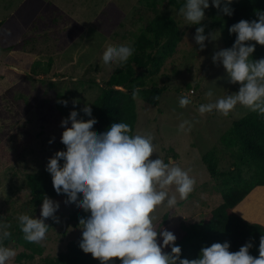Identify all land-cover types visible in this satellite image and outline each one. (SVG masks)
I'll list each match as a JSON object with an SVG mask.
<instances>
[{
	"label": "rangeland",
	"instance_id": "374dc122",
	"mask_svg": "<svg viewBox=\"0 0 264 264\" xmlns=\"http://www.w3.org/2000/svg\"><path fill=\"white\" fill-rule=\"evenodd\" d=\"M159 4L155 10L144 0H0V223L9 225L8 230L19 215L16 211L25 212L22 208L30 199L26 175L46 169L49 158L59 149L62 120L73 111L79 114L98 95L100 90L89 85L91 78L102 87L113 72L116 65L102 64L107 49L132 46L157 14L175 18L184 36L158 77L166 89L159 106L137 102L134 134L153 136L156 152L151 158L159 155L165 162L173 160L196 183L187 199L180 200L177 194L174 208L162 204L154 210V226L171 214L168 231L174 232L180 226L200 223L222 204L224 178L213 179L203 158L214 153L219 172L233 171L238 152L227 149L223 138L234 123L252 111L237 105L227 116L215 110L199 113L202 104L239 90V83H229L223 66L212 61L215 51L226 48L222 31L213 29L210 33L220 32L219 38L205 41L201 51L193 39L197 25H187L176 10ZM207 21L205 16L202 23ZM37 61L46 67L52 61L51 71L35 76L31 65ZM209 90L214 93L212 98L206 95ZM60 93H68V104L59 109L54 99ZM181 96H187L191 103L180 107ZM75 101H79L78 108H73ZM183 120L193 122L190 132L179 130ZM174 191L173 186L170 192ZM257 195L248 197L236 213L264 226V188ZM54 202L61 210L54 219L45 221L50 226L48 234L37 243L44 253L34 261L20 262L22 249L12 245L16 256L8 264H42L44 258L64 252L70 242L81 241V229L69 220L77 208L65 207L66 198ZM40 210L38 219L42 218Z\"/></svg>",
	"mask_w": 264,
	"mask_h": 264
},
{
	"label": "clouds",
	"instance_id": "9594fccd",
	"mask_svg": "<svg viewBox=\"0 0 264 264\" xmlns=\"http://www.w3.org/2000/svg\"><path fill=\"white\" fill-rule=\"evenodd\" d=\"M234 2L183 0L177 14L187 25H201L210 3L224 15L232 16ZM255 15L257 19L240 20L232 25L229 33L236 36L233 45L215 51L212 56L213 64L222 65L227 72L229 83H239V90L202 104L198 109L201 115L215 110L227 116L242 105L264 117V58L253 59L256 44L264 46V11L256 10ZM219 36L218 31L206 35L205 27L200 26L193 39L203 51L205 41H215ZM134 52L127 44L110 47L102 64L122 67ZM206 95L212 98L214 93L209 90ZM60 103L67 107L68 101ZM190 103L187 96L179 98L182 108ZM78 106L79 101H75L73 108ZM82 115L87 122L76 111L62 120L61 143L66 151L55 152L46 171L51 174L57 197L66 198L64 206H75L88 214L79 220L82 231L79 247L85 254H91L100 264H115L114 258H119L121 264H264V235L260 237L258 257L250 254L254 247L250 240L236 252L230 251L229 242L214 243L203 247L198 258H182L176 235L165 229L157 231L153 213L162 204L174 208L177 194L180 200L187 199L194 191L195 179L171 159L165 162L159 155L151 158L156 152L153 136L132 134L131 126L122 121L96 133L98 122L92 109H84ZM192 127L190 120L179 124L181 132H190ZM173 186L175 191L170 192ZM60 210V205L45 194L41 219L28 214L17 217L24 239L29 243L45 240L50 228L45 221L54 219ZM8 227L0 223V264H8L16 256V251L5 245L11 237ZM169 247L171 251L166 252Z\"/></svg>",
	"mask_w": 264,
	"mask_h": 264
},
{
	"label": "trees",
	"instance_id": "16d2710c",
	"mask_svg": "<svg viewBox=\"0 0 264 264\" xmlns=\"http://www.w3.org/2000/svg\"><path fill=\"white\" fill-rule=\"evenodd\" d=\"M144 1L148 7L155 10L159 9L161 7L159 3L163 2L167 4L166 8H172L177 12L183 4V0ZM231 7L234 9L232 16L224 15L214 6L210 7L205 12L208 21L197 25V27H205L206 35L215 28L220 29L226 48H230L236 38L235 34L229 33V28L240 20L257 19L256 10L264 11V0H235ZM2 25L3 22H0V28ZM183 36L180 23L175 18L157 14L146 29L136 36L131 46L135 49L133 56L122 67L115 66L113 72L104 81V86L100 87L95 79H90V87L93 89L97 87L100 91L91 103L86 104L85 108L79 111L80 118L87 122L82 111L91 108L93 118L98 122V127L94 130L96 133L104 132L113 123L122 121L131 126L132 134H134L138 122L137 102L142 101L151 106H159L166 89L158 83V77L166 62L176 54ZM260 58H264V46L256 44L253 59ZM51 63L52 61L46 63V67L39 61L34 62L31 65L32 73L35 76L48 74L52 69ZM118 87L124 90H119ZM68 93L56 95L54 100L59 109L63 106L60 101H65ZM157 96L159 99H154ZM227 134L223 138L224 146L229 150H235L236 154L238 152L233 164L235 169L221 173L215 154L209 153L204 156L203 161L211 177L224 178L222 204L212 212L210 217L201 220L200 223L180 226L173 232L177 237V245L182 248V258L190 260L198 258L203 247L214 243L229 242L230 251L236 252L250 240L254 243L250 254L254 257L259 256V241L261 235H264V226L240 217L236 209L253 192L264 188V117L251 112L234 123ZM58 147V151H66L61 142ZM26 189L30 199L25 204L26 207L22 208H25V212L16 211L19 215L28 214L36 217L45 194L53 201L60 198L54 190L51 174L46 169L27 174ZM87 215L83 210H76L70 215L69 220L75 228H80V218ZM12 218L13 216L8 221ZM12 220L13 223L8 230L11 232V237L5 241V245L7 247L14 245L22 249L19 255L20 262L34 261L37 255L41 256L44 253V249L37 243L26 241L17 218ZM170 221L171 214L165 215L163 221L155 225L156 230H168ZM158 241L162 242L161 238L158 237ZM79 243L80 241L70 242L64 252L56 257L44 258L42 264H100V261L93 259L91 254H85L80 249ZM165 251L170 252V247ZM114 261L115 264H121L119 258H114Z\"/></svg>",
	"mask_w": 264,
	"mask_h": 264
},
{
	"label": "crops",
	"instance_id": "0c3cea01",
	"mask_svg": "<svg viewBox=\"0 0 264 264\" xmlns=\"http://www.w3.org/2000/svg\"><path fill=\"white\" fill-rule=\"evenodd\" d=\"M260 191V189L259 190H257L256 192H254L252 195L254 196L255 194L257 195L258 194V192ZM258 196V195H257ZM257 196H254V197H257ZM243 204V203H242ZM242 204L239 206V207H241L242 206ZM244 205V204H243ZM245 205H246V203H245ZM251 206L253 207V206H255V201H252V204H251ZM239 207H238V209H239ZM245 217V216H244ZM247 218V216L245 217V219ZM248 219V218H247Z\"/></svg>",
	"mask_w": 264,
	"mask_h": 264
},
{
	"label": "water",
	"instance_id": "95a60500",
	"mask_svg": "<svg viewBox=\"0 0 264 264\" xmlns=\"http://www.w3.org/2000/svg\"><path fill=\"white\" fill-rule=\"evenodd\" d=\"M117 89H119V90H124L123 88H121V87H118Z\"/></svg>",
	"mask_w": 264,
	"mask_h": 264
}]
</instances>
